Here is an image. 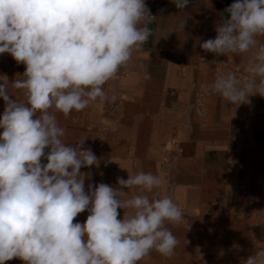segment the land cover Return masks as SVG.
<instances>
[{
    "label": "clouds",
    "instance_id": "9594fccd",
    "mask_svg": "<svg viewBox=\"0 0 264 264\" xmlns=\"http://www.w3.org/2000/svg\"><path fill=\"white\" fill-rule=\"evenodd\" d=\"M172 2L180 10L189 4ZM224 11L215 38L200 47L217 56L246 54V75H219L202 91L227 105H250L249 97L264 98V0H235ZM155 18L145 0H0V54L25 65L11 83L0 75V264H139L152 251L174 255L179 240L166 222L179 224L183 211L160 195L165 179L139 171L117 177V186L89 183L86 191L91 172L81 169L99 160L86 138L64 141L56 115L108 100L105 85L145 50ZM184 28L181 20L171 32ZM10 86L24 99L10 98ZM125 189L136 192L122 198ZM83 212L86 221L74 223ZM244 264H264V249Z\"/></svg>",
    "mask_w": 264,
    "mask_h": 264
},
{
    "label": "crops",
    "instance_id": "0c3cea01",
    "mask_svg": "<svg viewBox=\"0 0 264 264\" xmlns=\"http://www.w3.org/2000/svg\"><path fill=\"white\" fill-rule=\"evenodd\" d=\"M233 2L235 0H189V4L180 10L172 0H145L156 17L149 25L153 35L144 45V51L133 54L126 71L122 69L105 85L110 98L91 101L86 109L73 111L67 117L56 113L60 125L65 128L64 141L75 143L86 138L84 147L90 148L99 160L98 166L81 169L91 172V180H85L86 191L89 183L117 186L107 180L110 160L128 155L135 164L138 156H149L154 152L153 140L158 138L193 140L186 142V163L190 166L201 164L204 153L199 138L208 130L203 110L207 103L202 88L237 65L233 54L217 56L204 51L200 44L215 38V28L222 18H227L224 10ZM181 20H185L184 31L171 32L174 24ZM6 57L11 56L6 53ZM145 69L151 74L150 79H144ZM14 90L10 98L23 100L22 90ZM210 97L214 98L213 95ZM4 108L5 102L0 98V116ZM211 125L218 132L219 123ZM209 150L216 152L213 148ZM115 164L114 171L118 168ZM130 195L126 192L122 198ZM87 215V212L79 214L74 223H84ZM203 232L215 236L219 231ZM225 232L227 236L223 242L205 239L197 245L182 244L184 258L171 264H244L249 256L248 242L245 238L242 242L230 241L240 233L239 230ZM233 245H238L240 250L234 249ZM6 264H23V261L13 259Z\"/></svg>",
    "mask_w": 264,
    "mask_h": 264
},
{
    "label": "rangeland",
    "instance_id": "374dc122",
    "mask_svg": "<svg viewBox=\"0 0 264 264\" xmlns=\"http://www.w3.org/2000/svg\"><path fill=\"white\" fill-rule=\"evenodd\" d=\"M245 55L233 54L237 67L225 71L234 72L237 79H243L246 75L243 71ZM24 71L25 65L17 64L12 57L7 58L6 53L0 54V75L7 76L10 83L22 78L19 75ZM10 92L15 93V90L10 88ZM212 95L214 98L210 97ZM205 99L204 121L208 130L199 138L204 153L199 166L186 163V142L193 140L183 138L153 140L154 152L149 156H138L135 164L128 155L115 156V161L109 162L106 174L110 184L117 185V177L127 179L128 174L139 171L161 175L165 184L159 190L160 195L172 197L183 211L179 224L166 222L179 240L174 255L165 257L152 251L139 264L174 263L184 258L182 244L197 245L205 239L223 242L227 236L225 230L240 231L230 241L242 242L245 238L249 256L264 249V98L252 96L249 97L250 105L239 106L227 105L212 92L205 93ZM213 123H219L218 132L212 128ZM138 142L139 139L135 140L136 146ZM210 148L216 152H208ZM114 162L118 167L116 171L113 170ZM125 191L136 192L135 189ZM118 212V218H122L124 210L118 209ZM203 230L219 232L210 236Z\"/></svg>",
    "mask_w": 264,
    "mask_h": 264
},
{
    "label": "bare ground",
    "instance_id": "6f19581e",
    "mask_svg": "<svg viewBox=\"0 0 264 264\" xmlns=\"http://www.w3.org/2000/svg\"><path fill=\"white\" fill-rule=\"evenodd\" d=\"M153 103V102H152ZM240 111V110H239ZM262 120V119H261ZM212 169V168H211Z\"/></svg>",
    "mask_w": 264,
    "mask_h": 264
}]
</instances>
